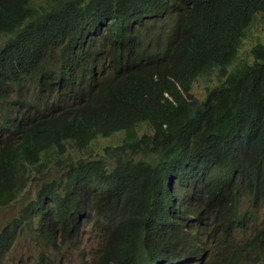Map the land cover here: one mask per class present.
Here are the masks:
<instances>
[{
  "label": "trees",
  "instance_id": "1",
  "mask_svg": "<svg viewBox=\"0 0 264 264\" xmlns=\"http://www.w3.org/2000/svg\"><path fill=\"white\" fill-rule=\"evenodd\" d=\"M179 1L185 7V24L171 21L172 14L183 9ZM258 15H264V0H0V32H18L33 45V50H17L22 56L0 55V90L15 83L13 67L20 74L31 72L33 78L45 76L48 85L61 80L54 73L61 66L64 79L75 80L82 64L90 66L86 73L92 77L95 53L89 47L102 35L116 67L99 84L85 87L80 103L52 121L54 126L50 120L27 118L14 140L2 141L0 210L20 199L21 219L33 217L48 226L54 216L67 224L73 217L67 195L61 198L52 190L65 175L40 183L29 199L37 178H44L65 146L66 154H78L100 138L121 135L119 145L106 149L117 158V171L100 177L110 180L99 194L104 203L92 198L111 223L100 264H136L142 254L148 264L152 258H177L190 232L178 213H169V206L159 215L162 180L183 170L189 175L188 167L200 158L209 162L208 187L214 195L235 198L233 184H248L253 193L264 189V46L251 48V60H238ZM22 26L25 29L18 30ZM124 54L127 61L122 65ZM48 61L53 64L46 67ZM212 74L217 85L197 101L192 85ZM142 124L150 134L139 137ZM124 150L140 158L129 163ZM215 156L220 163L210 165ZM102 165L89 161L85 173ZM73 169L67 173H79ZM4 232L13 235L9 228ZM248 242L241 247L243 260L264 264V230Z\"/></svg>",
  "mask_w": 264,
  "mask_h": 264
},
{
  "label": "clouds",
  "instance_id": "2",
  "mask_svg": "<svg viewBox=\"0 0 264 264\" xmlns=\"http://www.w3.org/2000/svg\"><path fill=\"white\" fill-rule=\"evenodd\" d=\"M181 5L183 9L175 12L171 16L172 23L177 20L182 22L183 20L185 24V7L182 3ZM173 24L171 27H173ZM23 29H25L24 26L18 28V30ZM167 29L168 27L163 26V30ZM22 37H19L18 32L15 31L0 32V55H6L7 52L20 54L17 50L21 49L27 51L30 48L29 50H33V45L28 43V40L23 35ZM19 44H21V48L17 47ZM89 49L95 53V60L92 62V66L96 71L94 74L89 71L93 75L92 77H89L86 73V69L90 68V66L82 64V69H77L76 71L77 78L75 80L70 81L66 78L64 79L60 72L61 66L59 69L54 70L56 76L61 80L48 85L45 83V76L33 78L35 75L31 72L27 71L26 73L20 74L18 68L13 67L15 72L11 73V78L15 83L11 86L7 85L4 91L0 90V144L6 138L12 137V140H14L18 136L15 131L29 122L26 120L27 118L37 117L42 123L47 120H50L52 123V121L62 119L61 116L63 113L70 110L73 104L77 105L80 103L79 98L84 96L85 87L88 89L91 87L90 85H97L96 82L99 84L103 79L102 77L110 76L116 72L112 52L109 50V41L105 35L98 38L95 44L91 45ZM126 61L127 54H124L122 57V65ZM50 64H53V62L48 61L46 67ZM82 76L84 78L87 77L85 83L81 81ZM13 92L16 95H13ZM51 126H54V124L52 123ZM116 145H119V143ZM116 145L105 146L103 149V155L105 157L102 159L88 158L89 161H101L103 164L98 169L92 166L91 169L87 170L88 173H85V167L89 161L83 160L85 157H78L79 161L76 163L66 162L71 160V153L75 152V150H70L66 154L65 150L67 146H65L64 153L60 157H56L57 159L53 161L56 165L53 167L51 164L48 167L44 178H37L39 179L37 186L42 182L59 181L60 177L65 175V178L62 177L56 184L57 188H52V190L58 197L62 198L67 195L69 209L72 210V219L66 221V224L63 219L51 215L53 224L46 226L45 222H43L42 226H40L33 217H30L28 220L21 219L20 208L18 216L11 219L10 223L0 230V264H4L5 257L9 254V250L15 242L17 235L23 229L33 227L27 231L29 234L34 233L35 237L32 239L34 241L45 242L46 250L54 251L59 243L72 242L75 244L77 242L76 238L86 232L87 226L96 228V233L101 235L100 240L97 242L100 249L98 248L97 254L91 260L84 259L80 264H100L111 237V234H109L111 223L104 213L106 210L94 207L92 198L95 196L99 198L100 192L108 188L107 184L110 180H104L100 177L111 175L117 171V165L114 166L117 163V158L115 156L112 157L110 151H106L107 148L111 149L116 147ZM123 153L126 154V159L129 163H134L140 158L137 152L130 153L129 150H124ZM62 160H65V162H62ZM219 163L220 160L218 161L217 156L210 161V165H218ZM80 166L82 168H78ZM223 166H225V163H223ZM71 167H74L73 170H79V173H67V169ZM52 170L56 172V175H53ZM188 172L189 175H186L183 170L180 174L175 176L170 175L169 178L161 181L159 187L160 197L156 206L161 216L166 214L167 206H169V213L173 215L178 213L180 215V224L183 221L184 223L181 225H185L186 230L190 232L189 240L183 244V251L178 252L177 258H173L171 262L164 256L158 261L152 258L150 264H231L224 255V252L232 247L239 251L240 261L243 260V249L248 245V240L253 235L262 232L264 228L255 232L250 238L233 244L226 235L232 231H244L245 227L242 225L244 221L238 216V210L240 209L239 196H243L246 192L253 206H257L258 203L264 202V189L257 190L256 193H253L248 184L247 191L244 190V186L235 187L233 184L234 190L237 191L235 198L228 193L214 195L208 187L209 162L205 164L199 158L188 167ZM46 177H49V180ZM64 183L68 184L67 188L64 186ZM70 185H73V187H70ZM37 186L31 188L29 199L34 198L39 187L32 194L31 192ZM99 199L101 200V198ZM101 202L104 203L102 200ZM47 203H50V201ZM184 208H187V211L183 210L180 212V209L182 210ZM249 214L250 211L248 210V213H245L244 216ZM15 219L20 222L14 223L13 220ZM22 222L23 224H27L25 228H22ZM262 224H264V219L262 220ZM4 228L11 229L13 235L8 236L4 232ZM208 228L209 233H206V229ZM211 232L215 237L220 234L219 238L216 237V244L214 245L209 244L207 239H205V233L206 236H210ZM24 233H21V235ZM47 235L48 239H46ZM179 248L180 246L177 249ZM35 264H54V262L40 260ZM136 264H148L147 257L142 254Z\"/></svg>",
  "mask_w": 264,
  "mask_h": 264
},
{
  "label": "rangeland",
  "instance_id": "3",
  "mask_svg": "<svg viewBox=\"0 0 264 264\" xmlns=\"http://www.w3.org/2000/svg\"><path fill=\"white\" fill-rule=\"evenodd\" d=\"M35 3L41 4L44 0H34ZM98 44V43H97ZM256 44H261L264 46V15L256 16L254 22L248 28L246 32V37L243 40L241 45L238 60L246 58L251 60L250 50ZM237 63V61H236ZM231 68V67H230ZM229 68V69H230ZM218 83L216 74H212L209 77H202L192 85L191 94L197 101H203L207 90L216 86ZM16 95L15 92L12 93ZM74 105V104H73ZM69 107V106H68ZM138 136H143L144 134L149 135L150 131H148V126L146 124H142L138 128ZM122 139L121 135H117L113 138L107 140H98L93 145L89 147L88 150L83 153H71L72 157H70V161L76 163L79 161L78 157H85L83 160L89 161V159H102L105 157L103 155V149L108 145H116ZM89 158V159H88ZM65 162V160H62ZM56 163H52L54 167ZM53 175H56V172L52 170ZM49 180V177H46ZM45 178V179H46ZM38 188L35 187L32 189L31 194ZM247 191L248 189H244ZM238 200L240 201V209L238 210V216L244 221V231H232L230 234H227L226 237L230 238L231 243L240 242L243 239L250 238L255 232L264 228V224H262V220L264 219V202H260L257 206H253L252 201L247 197V193L245 192L243 196H239ZM21 208V200L12 203L11 205L0 210V230L5 227L10 220L17 217L20 213ZM249 215L244 216V214L248 213ZM31 224V223H30ZM241 224V223H240ZM27 224H23L22 228H25ZM27 228L21 230V232L17 235L15 242L11 246L9 250V254L5 257L4 264H35L37 261H52L54 264H80L84 259L91 260L93 256H95L98 252V240H100L101 235L97 234V229L94 227L87 226L86 232L80 237H77V242L73 244L72 242L59 243L54 251L46 250L45 242H39L38 240H33L34 233L29 234L27 231L32 229ZM25 232V233H24ZM21 233H24L21 235ZM206 233H209V228L206 229ZM207 242L211 245L216 244V237L219 238L220 234L216 237L212 235L206 236ZM224 255L227 257V260L231 264H247L244 260L240 261L239 251L234 247L227 249L224 252Z\"/></svg>",
  "mask_w": 264,
  "mask_h": 264
}]
</instances>
